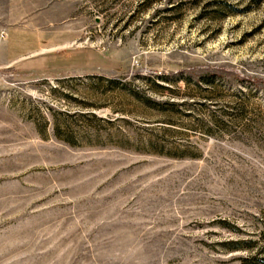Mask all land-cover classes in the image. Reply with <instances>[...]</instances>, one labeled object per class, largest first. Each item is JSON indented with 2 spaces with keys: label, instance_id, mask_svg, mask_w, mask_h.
I'll list each match as a JSON object with an SVG mask.
<instances>
[{
  "label": "rangeland",
  "instance_id": "rangeland-1",
  "mask_svg": "<svg viewBox=\"0 0 264 264\" xmlns=\"http://www.w3.org/2000/svg\"><path fill=\"white\" fill-rule=\"evenodd\" d=\"M1 29L0 264H264V0H0Z\"/></svg>",
  "mask_w": 264,
  "mask_h": 264
},
{
  "label": "crops",
  "instance_id": "crops-1",
  "mask_svg": "<svg viewBox=\"0 0 264 264\" xmlns=\"http://www.w3.org/2000/svg\"><path fill=\"white\" fill-rule=\"evenodd\" d=\"M2 31H5L4 29H1L0 30V61H2L1 60V57H2V50L4 49V43L2 42V40H5L6 38H1V33H2ZM6 32V34L8 35V32L7 31H5ZM3 61L4 62H9V63H12V61H14V59L11 57V55H8V57L6 58V59H3ZM58 61H60L59 60V58H49V59H47L46 60V64L48 65V66H50V67H53V66H55L54 64H56ZM52 65V66H51Z\"/></svg>",
  "mask_w": 264,
  "mask_h": 264
},
{
  "label": "built area",
  "instance_id": "built-area-1",
  "mask_svg": "<svg viewBox=\"0 0 264 264\" xmlns=\"http://www.w3.org/2000/svg\"><path fill=\"white\" fill-rule=\"evenodd\" d=\"M6 35H7L6 32L5 31H2L1 38H4Z\"/></svg>",
  "mask_w": 264,
  "mask_h": 264
}]
</instances>
